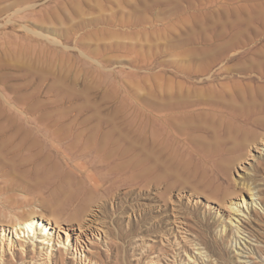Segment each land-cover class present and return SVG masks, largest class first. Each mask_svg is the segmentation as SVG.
I'll return each mask as SVG.
<instances>
[{"label": "rangeland", "instance_id": "1", "mask_svg": "<svg viewBox=\"0 0 264 264\" xmlns=\"http://www.w3.org/2000/svg\"><path fill=\"white\" fill-rule=\"evenodd\" d=\"M258 16L264 0H0V224L36 213L77 228L94 212L105 264H264V145L245 148L264 131L241 125L247 112L193 106L152 158L149 121L151 99L263 96L264 79L241 74L264 73L261 27L245 57L230 51ZM98 129L134 149L102 188L77 154ZM32 261L15 250L0 264Z\"/></svg>", "mask_w": 264, "mask_h": 264}, {"label": "bare ground", "instance_id": "2", "mask_svg": "<svg viewBox=\"0 0 264 264\" xmlns=\"http://www.w3.org/2000/svg\"><path fill=\"white\" fill-rule=\"evenodd\" d=\"M262 19L264 18L258 16L257 21L254 22L250 17L245 18L242 22L244 28L241 29L239 33L230 34L232 44V46L230 47V51L239 53L240 55H242V57H245L248 53L243 50L245 44H250V42L252 41L250 33L252 32L253 24H258L262 29L261 32H255L254 36L257 35L259 37L264 34V20L262 22ZM242 44L243 46L239 47ZM261 71V67L247 68L244 69L241 74H243L242 76L245 75L247 77H250L251 81L253 82V79L255 77L252 76V73L254 72L259 74L261 78L264 79V73H262ZM262 95L263 96H222L226 104L221 101H209L203 98L198 101L190 102L186 99L179 100L177 98L178 100H174L171 99L172 97L168 98V101H163L161 103L157 102V104H155L153 99H151L149 121L150 128L152 129L153 133L150 138L152 158H154L156 154L162 157L164 153V139L160 141V136L166 135V132H162V130L170 125L169 117H173L174 115L181 116L183 114L185 117L193 119L194 116L188 113V111L193 110V106L201 108L207 106L223 107V104L226 105L228 110L233 114L239 113V115L242 116L247 112L246 118L240 117L238 119L241 125H251L252 128H255L256 130L261 129L264 131L263 124H260L256 121H251L250 119V116L252 114H264V94ZM157 127L159 130L161 129L162 133H160V135H157L156 133ZM231 127L232 126H230L229 128ZM167 129L172 131L171 125ZM112 132L113 131L109 129L95 130L88 137L87 145L84 146L85 148L81 147L83 150H81L80 152L77 151L78 158L81 161V165L85 167L87 176L90 177L87 182L90 183V185L94 188H102L105 184H107V182L114 183L116 176L120 174V172L124 169V164L130 163L131 157L134 152V149L131 145L121 142L124 140L123 137L117 138L115 140H110ZM253 134L255 133L253 132L252 135ZM119 135L121 134L119 133ZM244 135L245 134H243V136ZM251 138H253L252 142H248L247 144H245L247 153L251 151V146H257L259 148V145H264V137H262L261 134L258 137L254 136ZM241 139L242 141L243 139L245 141L247 140L245 136ZM155 146H158L157 150ZM111 174L114 175V178L112 179L110 177ZM253 196L254 195H252L251 197ZM243 200V204H246L244 198ZM238 205L240 204H235L231 201L230 207L231 211H234L233 213H237L241 210L239 209L240 206ZM87 216L88 217L85 216L82 219H78L79 221L77 228H61L58 221H55V226L53 227L51 223L52 219L44 220L41 215H37L36 213L23 215L21 219H16L10 224H0V260L4 258L7 252L12 254L13 251L20 250L21 254H23V256L26 258H30L31 261L33 260L32 262L34 264H69L70 261H68L67 258L72 259L74 264H105L104 261H102V253L97 249L99 248V245L103 243L100 242L101 233L103 231L95 223L97 222V213H89L87 214ZM57 229H59V231ZM61 231H63L66 235V242L62 241V237L60 235ZM107 231L104 232L106 238L104 244L107 243L108 245L112 246L110 236H113L114 232L112 230H110L109 232ZM37 238L39 239V241H35V239ZM55 241L58 244L63 245V250H61L60 256L52 253V249H54L52 245H54L53 243H55ZM36 242L38 243L36 244ZM29 243L32 244V246L27 245ZM30 247L32 248L30 249ZM63 253L65 254V256L63 255ZM66 255L68 256L67 258Z\"/></svg>", "mask_w": 264, "mask_h": 264}]
</instances>
